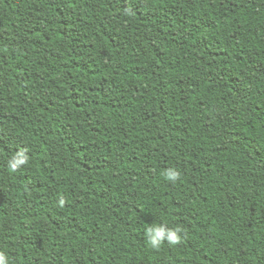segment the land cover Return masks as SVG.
I'll use <instances>...</instances> for the list:
<instances>
[{"label": "trees", "instance_id": "trees-1", "mask_svg": "<svg viewBox=\"0 0 264 264\" xmlns=\"http://www.w3.org/2000/svg\"><path fill=\"white\" fill-rule=\"evenodd\" d=\"M0 252L264 264V0H0Z\"/></svg>", "mask_w": 264, "mask_h": 264}, {"label": "clouds", "instance_id": "clouds-1", "mask_svg": "<svg viewBox=\"0 0 264 264\" xmlns=\"http://www.w3.org/2000/svg\"><path fill=\"white\" fill-rule=\"evenodd\" d=\"M30 163L28 149L18 151L8 162L9 173H17L24 166ZM164 177L171 183H176L181 179V174L175 169H168ZM67 200L63 197L59 201V207L64 208ZM183 228H169L166 224L162 226L149 227L146 232L147 242L153 250L159 251L167 242L169 246L176 247L183 243L181 233ZM0 264H9L8 257L5 253L0 252Z\"/></svg>", "mask_w": 264, "mask_h": 264}]
</instances>
